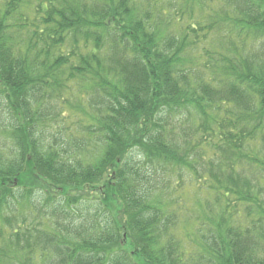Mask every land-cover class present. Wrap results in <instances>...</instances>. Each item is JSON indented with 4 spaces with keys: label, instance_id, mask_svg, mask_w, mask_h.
Returning <instances> with one entry per match:
<instances>
[{
    "label": "trees",
    "instance_id": "1",
    "mask_svg": "<svg viewBox=\"0 0 264 264\" xmlns=\"http://www.w3.org/2000/svg\"><path fill=\"white\" fill-rule=\"evenodd\" d=\"M0 264H264V0H0Z\"/></svg>",
    "mask_w": 264,
    "mask_h": 264
},
{
    "label": "rangeland",
    "instance_id": "2",
    "mask_svg": "<svg viewBox=\"0 0 264 264\" xmlns=\"http://www.w3.org/2000/svg\"><path fill=\"white\" fill-rule=\"evenodd\" d=\"M28 169L30 171L31 167L28 168ZM23 182L26 183L27 186H33L34 187L33 193L35 195L40 193L39 195L42 196V197H43V194L41 193L42 191H41V189L39 187H44L45 186V187L48 188V184L44 181V179L42 177L35 176L34 174H30L29 172H27L25 178L23 179ZM51 191H53L52 195L53 194L54 195L57 194V192H55L54 190H51ZM66 191L68 192L69 190H66ZM112 206H113V203H112Z\"/></svg>",
    "mask_w": 264,
    "mask_h": 264
}]
</instances>
